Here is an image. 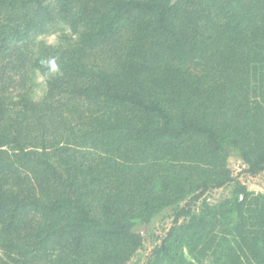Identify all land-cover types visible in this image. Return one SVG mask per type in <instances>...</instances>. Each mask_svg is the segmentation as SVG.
I'll return each instance as SVG.
<instances>
[{"label":"trees","instance_id":"16d2710c","mask_svg":"<svg viewBox=\"0 0 264 264\" xmlns=\"http://www.w3.org/2000/svg\"><path fill=\"white\" fill-rule=\"evenodd\" d=\"M231 157L264 171V0H0V264H128L166 219L144 264H264Z\"/></svg>","mask_w":264,"mask_h":264},{"label":"rangeland","instance_id":"374dc122","mask_svg":"<svg viewBox=\"0 0 264 264\" xmlns=\"http://www.w3.org/2000/svg\"><path fill=\"white\" fill-rule=\"evenodd\" d=\"M43 39H45L48 43H54L56 41V34L46 35ZM228 168L231 171V175L246 184L249 190L264 192V171L256 176H250L244 171L245 165L242 161L235 157L229 158ZM228 194V188L215 189L209 195V200L210 202L215 203ZM170 224L171 219L155 222L152 225L151 235H144L142 247L128 261V264H144L151 252V249L155 246V244L160 242L161 237L165 234Z\"/></svg>","mask_w":264,"mask_h":264}]
</instances>
